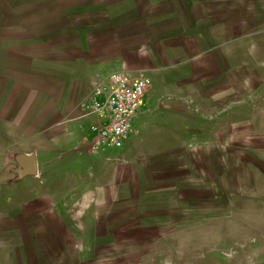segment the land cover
I'll use <instances>...</instances> for the list:
<instances>
[{
    "label": "crops",
    "instance_id": "0c3cea01",
    "mask_svg": "<svg viewBox=\"0 0 264 264\" xmlns=\"http://www.w3.org/2000/svg\"><path fill=\"white\" fill-rule=\"evenodd\" d=\"M260 34L264 0H0L2 169L43 178L68 162L65 195L78 210L130 200L171 218L216 185L212 168L199 161L207 177L195 164L187 176L181 160L205 154L212 167L218 143L199 140L218 137L210 124L227 106L219 89L233 96L235 44ZM117 70L143 71L145 104L121 147L92 153L81 104Z\"/></svg>",
    "mask_w": 264,
    "mask_h": 264
},
{
    "label": "rangeland",
    "instance_id": "374dc122",
    "mask_svg": "<svg viewBox=\"0 0 264 264\" xmlns=\"http://www.w3.org/2000/svg\"><path fill=\"white\" fill-rule=\"evenodd\" d=\"M233 63V96L219 89L227 106L210 124L218 137L199 140L218 143L212 167L205 154L181 160L187 176L195 164L197 177H207L199 161L212 168V193L201 188L200 202L187 200L169 219L130 200L81 211L65 195L71 163L43 178L0 163V264H264V34L235 44ZM192 76L201 77H183Z\"/></svg>",
    "mask_w": 264,
    "mask_h": 264
},
{
    "label": "built area",
    "instance_id": "2783aa9c",
    "mask_svg": "<svg viewBox=\"0 0 264 264\" xmlns=\"http://www.w3.org/2000/svg\"><path fill=\"white\" fill-rule=\"evenodd\" d=\"M149 79L117 70L103 75L81 104L83 116L91 118L89 150L121 147L134 119L145 104Z\"/></svg>",
    "mask_w": 264,
    "mask_h": 264
}]
</instances>
